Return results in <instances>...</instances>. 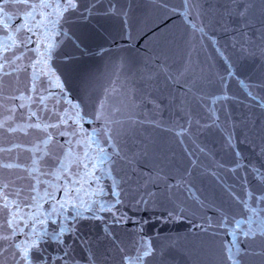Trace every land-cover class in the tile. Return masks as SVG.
Returning <instances> with one entry per match:
<instances>
[{
    "label": "snow or ice",
    "instance_id": "6c2138e0",
    "mask_svg": "<svg viewBox=\"0 0 264 264\" xmlns=\"http://www.w3.org/2000/svg\"><path fill=\"white\" fill-rule=\"evenodd\" d=\"M0 264H264V0H0Z\"/></svg>",
    "mask_w": 264,
    "mask_h": 264
}]
</instances>
